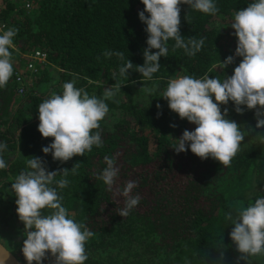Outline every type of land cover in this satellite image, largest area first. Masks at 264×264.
<instances>
[{
	"label": "trees",
	"instance_id": "trees-1",
	"mask_svg": "<svg viewBox=\"0 0 264 264\" xmlns=\"http://www.w3.org/2000/svg\"><path fill=\"white\" fill-rule=\"evenodd\" d=\"M216 3L219 12L215 16L180 6L181 35L186 40L203 37L204 46L189 57L170 40L168 57L160 58L161 67L153 80L145 81L132 70L128 79L120 77L124 61L103 55L121 51L134 65H143L148 34L139 19L145 7L141 0H40L32 12L19 0H3L2 23L17 30L13 64L20 52L36 50L47 54V63L23 96L15 79V64L9 83L0 89V142L7 144L2 155L8 164L0 170V227L11 218L20 222L11 184L26 170L28 159L40 157L48 171L79 165L60 194L72 218L94 233L85 244V264H246L229 237L234 226L225 215L232 212L235 216L238 206L254 202L257 193L264 195V143L257 137V133L264 134V128L255 127L256 110L238 114L231 101L221 105L222 111L228 108V119L245 131L252 129L225 167L190 150H174L173 138L196 126L180 119L161 98L170 78H202L207 73L210 78L223 79L241 62L242 57H235L233 64L216 69L220 60L235 56L237 38L230 25L234 13L247 8L250 0ZM73 79L76 87L98 97L115 83L123 85L115 98L118 102L107 101L109 113L101 121L103 147L61 163L42 152L53 138H44L38 131V105L50 93L62 92L63 83ZM142 86L157 91L145 98ZM105 156L115 157L120 169L112 192L97 178L106 166ZM129 180L138 182L134 194L139 193L141 201L122 217L117 211L124 206V198L115 189L122 190ZM43 211L49 214L51 210ZM18 229V256L27 264L22 253L24 226ZM43 264H54V258L49 255ZM248 264H264V256L251 257Z\"/></svg>",
	"mask_w": 264,
	"mask_h": 264
},
{
	"label": "clouds",
	"instance_id": "clouds-1",
	"mask_svg": "<svg viewBox=\"0 0 264 264\" xmlns=\"http://www.w3.org/2000/svg\"><path fill=\"white\" fill-rule=\"evenodd\" d=\"M145 6L139 12V19L146 25L147 47L143 51V65H134L121 51H106L103 55H115L124 63L119 67V76L128 79L129 70L141 74L143 80H153L160 70V58L168 57V42L174 41V48L183 49L189 57L195 56L204 46L205 38L190 37L187 40L180 33L181 5L215 16L218 14L216 0H141ZM145 12L149 15L146 16ZM233 35L237 38L235 56H228L219 62L216 69H225L234 63L235 57H242L231 76L202 78L192 75L170 78L161 98L165 99L171 111L180 119L194 124V130L185 129L179 138H173L177 153L190 150L201 159L212 158L223 166L230 165L241 150L242 141L248 132L234 120L227 118L228 108L221 105L231 101L234 110L243 114L255 109L257 129L264 128V0H250L247 8L237 10L231 22ZM17 30L0 29V89H4L14 74L12 51ZM156 49L158 51L153 52ZM76 79L64 82L62 92H52L38 105V131L42 137L53 140L42 148L51 154L54 161L65 163L74 156H84L93 147L102 148L101 121L109 113L107 101L114 102L121 92L122 83H115L104 89L102 96L89 95L81 87H76ZM145 98L155 95V87L142 86ZM214 98V99H213ZM215 101V102H214ZM244 106V107H242ZM159 108L160 105H157ZM159 115V113H158ZM176 127V125H171ZM260 143L264 134L257 133ZM5 142H0V170L8 167L3 152ZM105 167L97 178L109 192L120 175L115 157H104ZM27 168L11 184L10 191L16 197V213L24 224L25 239L22 253L27 264H43L50 255L54 264H85L88 254L86 242L94 233L76 222L63 206L60 191L69 186V174L76 175L78 163L71 170L48 171L46 162L40 157L26 161ZM60 176V179H56ZM138 182L129 180L123 189H115L124 198V206L118 214L127 217L141 201L139 193L134 194ZM51 210L45 214L43 210ZM232 227L229 237L241 253L240 259L248 264L249 258L264 256V195L257 193L254 202L237 207L225 215ZM223 253H221V257ZM0 259V264H5Z\"/></svg>",
	"mask_w": 264,
	"mask_h": 264
},
{
	"label": "built area",
	"instance_id": "built-area-1",
	"mask_svg": "<svg viewBox=\"0 0 264 264\" xmlns=\"http://www.w3.org/2000/svg\"><path fill=\"white\" fill-rule=\"evenodd\" d=\"M22 2L23 7L28 11L32 12L36 4L40 0H19ZM2 3L0 0V29L7 30L6 24L2 23ZM11 51H16L12 48ZM15 58L14 64L17 68L15 73L16 82L20 85L19 94L24 95L29 89L34 87V83L37 81V74L39 70L43 69V66L47 63V54L42 51L33 52H20Z\"/></svg>",
	"mask_w": 264,
	"mask_h": 264
},
{
	"label": "rangeland",
	"instance_id": "rangeland-1",
	"mask_svg": "<svg viewBox=\"0 0 264 264\" xmlns=\"http://www.w3.org/2000/svg\"><path fill=\"white\" fill-rule=\"evenodd\" d=\"M23 222H18L15 218H11V221L6 225L0 227V242L4 244L10 251L18 256V246H21V234L19 235V226Z\"/></svg>",
	"mask_w": 264,
	"mask_h": 264
},
{
	"label": "water",
	"instance_id": "water-1",
	"mask_svg": "<svg viewBox=\"0 0 264 264\" xmlns=\"http://www.w3.org/2000/svg\"><path fill=\"white\" fill-rule=\"evenodd\" d=\"M0 259H5V264H24L20 257L10 251L4 244L0 242Z\"/></svg>",
	"mask_w": 264,
	"mask_h": 264
}]
</instances>
